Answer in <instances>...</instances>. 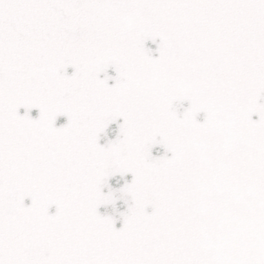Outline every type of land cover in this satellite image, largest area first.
Masks as SVG:
<instances>
[{"label":"snow or ice","instance_id":"obj_1","mask_svg":"<svg viewBox=\"0 0 264 264\" xmlns=\"http://www.w3.org/2000/svg\"><path fill=\"white\" fill-rule=\"evenodd\" d=\"M0 264H264V0H0Z\"/></svg>","mask_w":264,"mask_h":264},{"label":"water","instance_id":"obj_2","mask_svg":"<svg viewBox=\"0 0 264 264\" xmlns=\"http://www.w3.org/2000/svg\"><path fill=\"white\" fill-rule=\"evenodd\" d=\"M157 43H159V39H157ZM146 46L148 48L153 49V56L154 57H158L159 56V53L155 51V49L157 47L156 44H153L151 41H148ZM72 71L73 70L71 68L68 69L69 74H71ZM108 75L114 77V76H116V71L113 68H109L108 69ZM103 76H104V74L102 73L101 74V78H103ZM108 83H109V85H112V84L115 83V81L114 80H109ZM187 106H188L187 105V102H185L184 107H187ZM180 111L182 112L183 109H180ZM20 113H21V115H23V113H24V109L23 108L20 109ZM37 114H38V110L37 109H33L32 112H31V115L33 117H35ZM257 118L258 117H255V116L253 117V119H257ZM199 119L201 121L203 120V114H201V116L199 117ZM66 120H67L66 117L61 116L58 119V124L66 123ZM117 131H118V129H117V125L116 124L110 125V127L108 129V139H115V137L117 135ZM105 142L106 141L104 139H102L100 141L101 144H104ZM153 155H161V156L164 155V148L158 145L156 148L153 149ZM168 155L171 156V153H168ZM125 179L128 180V181H131V179H132L131 174H128L124 179H121L119 176H117V177L111 179L109 181V183L112 185V187L119 188V187H121L124 184ZM105 192H107V189H105ZM25 203L26 204H30L31 201L30 200H26ZM125 207L126 206L124 205V203L122 201H118L117 208L120 211H123L125 209ZM55 210H56L55 207H53L50 211L54 213ZM100 211H101V213L107 212L109 214H115V213H113V209L111 207H109L107 209H105V208L102 207L100 209ZM149 211H151V209H149ZM116 226L118 228L121 227L122 226V221L118 219Z\"/></svg>","mask_w":264,"mask_h":264}]
</instances>
